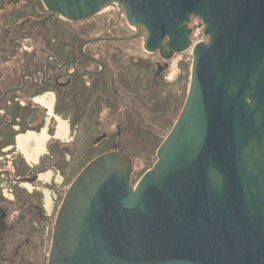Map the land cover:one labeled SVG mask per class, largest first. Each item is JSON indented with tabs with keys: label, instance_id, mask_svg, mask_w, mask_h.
Returning <instances> with one entry per match:
<instances>
[{
	"label": "water",
	"instance_id": "obj_1",
	"mask_svg": "<svg viewBox=\"0 0 264 264\" xmlns=\"http://www.w3.org/2000/svg\"><path fill=\"white\" fill-rule=\"evenodd\" d=\"M41 1L70 21L118 4L127 38L164 57L190 45L191 16L209 37L152 167L131 185V158L109 150L74 177L48 264H264V0Z\"/></svg>",
	"mask_w": 264,
	"mask_h": 264
},
{
	"label": "flooded vegetation",
	"instance_id": "obj_2",
	"mask_svg": "<svg viewBox=\"0 0 264 264\" xmlns=\"http://www.w3.org/2000/svg\"><path fill=\"white\" fill-rule=\"evenodd\" d=\"M14 1L15 0H11V2ZM23 1L27 2V0ZM28 18H31L32 20H29ZM26 20H29L28 22L36 23V19L32 15L27 16ZM26 20L23 24L21 23L18 26L19 29H24V26H29V23ZM116 26L117 25H113L112 27ZM55 27L57 26L53 23L51 32L54 33V35H44V33L41 31V26L38 25L35 33L37 35L40 33L42 34L41 36L11 38L10 40L5 39L8 40L9 44H6L5 42L0 45V73L3 76L5 74L10 75L13 72H15L17 76L19 75L18 78L13 76L6 77L8 80H10L9 78L12 79L10 81L13 82V85L10 87L4 82L6 81L4 80V77L0 78V109H2L6 103L8 106H11L12 104L11 108H9V113L6 111L0 113V127L3 128V124L10 126L11 132H13V134L11 133L12 136L14 134L16 135V133H25L27 130L33 129L37 124H39V122L43 124L41 127L44 126L43 113L47 112L45 107H43L44 105L35 100L36 97L50 94L55 102V107L52 108L53 113L67 120L70 129L71 117L67 118L65 113L68 114V111L61 108L63 107V103H75V107L78 103L77 110L79 112V122H87L85 119L86 117H89L91 120H93L92 122H94L96 131L101 132V130L107 128L106 118L110 110H121L125 113L127 110L125 111V108L122 109L123 107H121V109H119L120 107H117L118 109H116L114 106H112L115 101L111 100L110 108L107 106L105 107L109 111L106 112V114H103V108L99 109L100 104L104 105L109 103L111 97L117 96L125 99L124 102H122L123 104L120 103V106L124 105L126 108H128L129 105L140 108V103L142 101H148L146 100L149 99L147 96L152 92V90L157 86L159 87L161 85V81L166 80V78L170 76L168 71L171 67V61L173 60V57H170V59L164 58L159 49L154 51H145L148 52L147 57L149 58V61L147 60V62H150L149 67L147 64V73L149 76L146 75V77L142 79L143 76L141 77L137 71H134L133 73L130 72L132 69H134V67L137 66V64L140 63L139 58H142V53H140V51L135 49V51L130 52L131 49H126V44L131 43L130 40H124L117 43H114L117 41L114 40L110 42L112 44H105L107 49L110 45L113 46V43L120 45H115L116 47L113 51L119 55H122L124 58H119L117 57L118 55L116 56V54H113L116 57L112 60H100L102 55L94 53L95 49L97 48H94L92 45L93 43L83 45V41V43H81L79 46L77 45L76 38L77 34L80 32L55 35V33L58 31L55 29ZM30 40L35 41L38 44V47L41 48L39 50L43 53V55H45L43 62L40 60L38 62V59L32 61V59L25 53L26 51L28 52L27 44ZM142 44L143 40H141V46ZM111 46L109 49H111ZM126 51L131 53L130 57L124 56ZM8 60H11V62L9 61L11 65H9L7 69H2L1 67L9 64ZM20 65H23V67ZM128 67H131L128 70L129 73H127ZM106 68H108L106 74L103 73L100 75V73ZM1 70L4 71L1 72ZM133 93L140 97L131 98L130 96ZM93 100L96 101V108L93 106V109L91 110L89 109L90 105H88V102H92ZM141 105L143 104L141 103ZM86 108L88 109L85 110ZM171 109L172 113H167L164 116H162L164 114L162 110H153L152 113L155 117H157L158 120L163 119V117H167L169 125H172L181 108H179L176 102H172ZM88 110H90V112ZM138 110L139 109H137V111ZM145 111L148 112V110ZM53 118L54 117H52L50 121L54 120V122L49 121L51 125H48V133L50 132V127L53 125V123H55V119ZM124 119L126 120V118ZM152 120L154 121V119ZM133 123L134 122H129V124H124L123 119L121 121L119 120L118 122L116 121V129L118 134H121L120 130H122V128L123 130L128 131V129L135 127L134 125L136 124L132 125ZM139 123L143 126L146 125L142 122ZM112 124L113 123H111V126ZM153 125L160 126L161 124L159 121H154ZM41 127H39V129ZM86 127L88 126L86 125ZM108 127H110V124ZM6 131L7 130L1 134L3 137L0 139V142L4 140V138L12 139L11 135L7 133L8 131ZM107 136L108 135L105 137ZM57 140L60 142L54 143L58 145L57 149L67 148L65 145H63L60 139ZM13 148L14 147L12 145L7 144L0 147V152L3 153L0 155V264H36L34 263L35 260L33 259L29 261L24 256L19 258V248L17 247L22 245H27L28 247L32 242V239L30 240L25 238L23 241V239L20 238L17 245L14 244L12 242V238L18 239L19 237H17L15 234V231L18 227L15 226L16 224H12V221L14 218H16L18 223L17 225L20 224L21 226L31 222L33 227L30 229L27 227L26 230H24L26 232H21V234L28 233V236H30L33 232H36L35 225L44 226L45 222H48L49 225H52V229V223L55 220L57 215L56 212L59 207V197L62 196L63 193H59L58 187L56 185L57 181L56 179H52V176H50L51 180H44L45 182H42V178H40L41 161H39L38 167H32L31 169H25L24 166L22 168L19 166L16 167V165L11 162L10 170H12V172H9L7 170V165L5 164L6 159L3 160L2 157H4V155L5 157H8L9 155L8 152L6 153V151L12 150ZM49 148L51 149V146ZM42 163L43 168H45V161H42ZM53 163H55V161ZM52 167H54L53 164ZM12 175H17V177H12ZM25 183L29 184L30 188H25ZM9 184L12 185L11 192L14 196L12 201L17 204L19 202L20 204L26 205L24 207L25 211L21 216H17L16 214L13 215L11 213L12 206L8 204L10 201H5L4 199L5 194L2 193L1 186H6ZM46 191L51 197L50 202L52 203L51 208L50 210L48 209V211L46 210V204L43 202V196L45 195ZM10 204L13 205V203ZM28 209L30 211L29 213ZM39 227L40 226L37 227L38 231L40 230ZM47 229L49 230V228ZM37 245L40 246V248H43V259L44 263L46 264L45 259L48 252L46 244L43 247L41 243H37Z\"/></svg>",
	"mask_w": 264,
	"mask_h": 264
},
{
	"label": "rangeland",
	"instance_id": "obj_3",
	"mask_svg": "<svg viewBox=\"0 0 264 264\" xmlns=\"http://www.w3.org/2000/svg\"><path fill=\"white\" fill-rule=\"evenodd\" d=\"M27 2H24L23 0H15L14 2H11V0H0V45L5 42L6 44H9L8 40H5V39L10 40L11 38L33 37V36L42 35L38 32H37L38 35L35 33V30L38 27V25L41 26L42 28L41 31L42 33H44V35L45 34L54 35V33L51 32L53 23L54 25L56 24L57 27H55V29L58 30L57 33H55V35L103 30L99 34L93 33V35L94 34L95 35L90 37V39L101 38V40L95 41L92 44L94 48H97L95 49L94 53L102 55L100 57V60L102 59L112 60L117 55H118L117 57L119 58H124L122 55H119L113 51L116 46H120L114 43L120 42L121 40L120 41L117 40L116 42H114L113 46L110 45L111 49H109L110 48L109 46L108 48L109 50L106 48L107 46L105 44L106 43L109 44L110 42L114 41L113 39L112 40L110 39L112 37L125 36L126 38L124 40L131 41V43L126 44V49L127 50L131 49L130 52H133L136 49L140 51V53H142L141 54L142 58H139L140 63L137 64V66L134 67V69H132V71L130 72L133 73L134 71H137V73L140 74L141 77L143 76L142 79H144L146 75L149 76L147 73L148 67L150 65V62H147V60L149 59L147 57L148 52H145L146 50L143 49L144 48L143 44L141 46V38H135V39L127 38L128 36L134 34L135 31L130 29L129 24L124 17L122 16L118 17V14H117L118 12L114 10L113 7H108L102 10L103 12L107 11L108 13V15H106L107 17H104L105 18L104 20L99 19L100 20L99 21L97 19L99 14H97L93 16L92 18H89L88 21H81V22L75 23L69 20H63L62 18L60 19L56 14L54 15V13L46 10L41 0H27ZM29 15H32L36 19V23L28 22L29 20H32L31 18H28L29 19L28 21L26 20V17ZM25 20L29 23V26L28 27L22 26L24 29H19L18 26L21 23L23 24ZM113 25H117V26L112 27ZM189 26L190 28H192V33H191V36H192L191 38H193L192 43H196L198 41H202L203 39H205V37L201 35L204 26L203 24H201V20L197 16H191V21L189 23ZM113 33L115 35H113ZM90 39H87L84 42L89 41ZM130 52L126 51L124 56L130 57L131 56ZM113 54L114 55L116 54V56H114ZM9 61L11 62V60H8L9 64L6 63L8 65H5L1 68L7 69L8 66L11 65ZM147 64H148V67H147ZM191 64H192V50H189L188 52H181L180 54L175 56L173 60L171 61V67L168 71V74L170 76L166 78V80L161 81L160 83L161 85L159 87L158 86L155 87V89H153L152 92L148 96L145 95L149 99H146L148 101H145V102L142 101L141 103L143 105H141L140 103L139 105L140 108L129 106L128 104H127L128 108H126L124 105L120 106V103L123 104L122 102H124L125 99L117 97V96L111 97L109 103H106L104 105L100 104L99 109L103 108L102 109L103 114H106V112L109 111L105 107L107 106L108 108H110L111 100L115 101V103L112 104V106H114L116 109H118L117 107H120L119 109L123 107L122 109L125 108V111L127 110L126 113L122 112L121 110H116V111L110 110L106 118L107 128H105L104 130H101V132L96 131L94 122H92L93 120H91L89 117H86L85 119V121L87 122L82 121V123H80L79 122V112L76 109H70V112L68 111V114L65 113V116L67 118L71 117V120H70L71 129L69 128V132H68L69 134L66 138H62V137L60 138L63 145H65V147L67 148L57 149L58 145L54 143H60V142L57 139H54L53 141L50 140L49 146H51V149L50 148L47 149L45 153L43 152L39 153V155L37 156L38 157L37 159L25 158V154L22 150L23 147H21L18 143V136H20L21 133H16V135L14 134L15 136L13 135L14 136L13 137L12 136L13 132H11L10 126L3 124L2 126L3 128L0 127V139H2L3 136L1 134L5 130L8 131L6 132L11 135L12 139L4 138V140L0 142L1 144L0 147L4 146L5 144H8V145L13 144L12 146L14 147L12 150L6 151V153L8 152V155H9L8 157H5V155L4 157H2L3 160L6 159L5 164L7 165V168H8L7 170L9 172H12V170H10L11 162H13L16 165V167L19 166L22 168L24 166L25 169L27 168L31 169L32 167L33 168L38 167L39 161H41L40 178H42V182H45L46 180H51L50 176H52L53 177L52 179H56L57 181L56 185L58 187L59 193L64 194V192L68 188V185H70L74 177L84 168L83 166L84 164H86V162L91 161L98 154L104 153L108 150L115 149V150H120L123 153H126L128 156L131 157V163L133 164V171L131 173V176H132L131 183L134 184L136 181L140 179V177L146 170L152 167L153 162L156 160L155 151L157 147L159 146V144L162 142L161 140L164 138V136H166V134L171 130L170 128L172 127V125H169L167 117H163V119L158 120L157 117H155L152 112L153 110H157V111L162 110V112L164 113V114L162 113L163 114L162 116H164L167 113L171 114L172 113V109H171L172 102L173 103L176 102L179 108H182V104L186 96V91L189 86V77L191 74L190 72ZM130 68L131 67H128L127 73H129L128 70ZM107 69L108 68L102 71L100 75H102L103 73L106 74ZM3 71L4 70H1V72ZM1 77H3V75L0 73V78ZM173 78L175 81L173 80ZM4 80L7 81L5 82L8 83L9 87L13 85V82L9 83V81L6 78ZM135 95L136 94L133 93L130 97L131 98L140 97L138 95L136 96ZM93 101L88 102V105H90L89 109L91 110L93 109V106L94 108H96V101L94 102ZM54 104L55 102L53 103V107H55ZM11 106H8L6 103V105H4L2 109H0V113L4 111L9 113L10 112L9 108H11ZM45 109L47 112L46 107ZM87 109L88 108H86L85 110ZM137 109L139 110L137 111ZM145 110H148V112ZM88 111L90 112V110ZM51 116L54 117L53 119H55V121L57 119L56 117H59L55 113L53 115L50 114L49 112L43 113L44 126L40 128V131L45 129L47 132L49 121L52 118ZM124 118H126V120ZM122 119L124 120V124L125 123L129 124V122H134L132 125L134 124L136 125H134L135 127L128 129V131L120 130L121 134L119 135L116 129L117 128L116 121L118 122L119 120L121 121ZM152 119H154V121H159L161 125L160 126L153 125L154 121ZM52 121L54 122V120ZM139 122L146 124L144 125L145 127L143 125H140ZM56 123L58 124V122ZM111 123H113L112 126H111ZM109 124H110V127H108ZM50 125L51 124H49V126ZM86 125L88 127H86ZM27 131H30V130H27ZM54 132L53 134L55 135ZM22 134H24V132ZM106 135L108 136L105 137ZM48 136L52 137L51 132H49ZM55 141H58V142H55ZM26 146L28 150L33 149L32 146L29 145V143H27ZM19 151L21 152L23 156L19 153ZM2 154L3 153L0 152V155ZM53 160L55 161V163H53L54 162ZM42 161H45V168L47 169L43 168ZM52 164L54 165V167H52ZM12 177H17V175H12ZM26 187L30 188V185L25 183V188ZM1 189H2V193L5 194L4 196L5 201L8 200L10 201V203H13L11 207V213L13 215L16 214L17 216L23 215V212L25 211L24 207L26 205L20 204L19 202L17 204L12 201L14 199V196L12 195L13 193L11 192L12 185L11 184L6 185V186L3 185L1 186ZM6 193L9 194L10 196H6ZM48 198H49V201H51L50 199L51 197L48 195L46 191L45 195L43 196V202L46 204V206L48 205V202H47ZM61 199L62 197L60 196L59 201H58L59 204L61 203L60 201ZM51 205L52 203L49 204L48 207L51 208ZM46 210L48 211V209ZM29 212L30 211L28 209V213ZM16 220L17 219L14 218V220L12 221V224H16L15 226L18 227L17 230L15 231V234L19 238L18 239L12 238L13 239L12 242L17 245L18 240L20 238H22L23 241L25 238L30 239V240L32 239V242L30 243L28 247L27 245H24V246L22 245V246L17 247L19 248V251H18L19 258L21 256H24L29 261H31V259L35 260L34 263L36 264H43L44 263L43 250H42L43 248H40V246H38L37 243L38 244L41 243L42 247L46 244L47 250L49 252L48 248H49V245L51 243V238H52L50 234H52V231H53V228L51 229L52 225H49L48 222H45L44 226L38 225L40 226L39 231L37 228L38 226L35 225L36 232H33L30 236H28V233L21 234V232L26 230L27 227L29 229L33 227L31 222L29 224H24L23 225L24 227H23L20 224L17 225L18 223ZM47 228H49V230Z\"/></svg>",
	"mask_w": 264,
	"mask_h": 264
},
{
	"label": "bare ground",
	"instance_id": "obj_4",
	"mask_svg": "<svg viewBox=\"0 0 264 264\" xmlns=\"http://www.w3.org/2000/svg\"><path fill=\"white\" fill-rule=\"evenodd\" d=\"M108 7H113L114 10H116L118 12L117 14H120V16L124 17L123 11L121 10V7L118 4H114V5H111V6H108ZM58 17L60 19L62 18L60 15H58ZM63 20H65V19H63ZM190 21H191V18H190ZM190 21L187 23L188 26H189ZM201 24H203V22H201ZM203 26H204V24H203ZM189 28H190V26H189ZM204 28H205V26H204ZM204 28H203V31H202L201 35H203V37H205V39H203V40H208L209 37H208V35L204 34ZM130 29L137 30L135 26L133 27L131 25H130ZM191 37L192 36L190 34V36H189V38L191 40L190 45L185 50H183L181 52H188L189 50H192V47H193L194 43H192L193 38H191ZM181 52H174L171 56L164 57V58H166V59H170V57L174 58L175 56H177ZM186 93H187V91H186ZM186 96H187V94H186ZM35 100L40 102V103H42L47 108V112H49L50 114H54L53 111H52L54 100H53V98H52V96L50 94L36 97ZM180 112H181V110L179 111L178 115L176 116V119L174 120V122L172 123V127H173V124H175L176 120L179 118ZM56 118H57V121H55V123L58 122V124L56 123L57 125H55V123H53V125L50 127L51 128L50 130L53 129L52 132L55 131L54 133L56 134V137H58V138H61V137L62 138H66L68 136V134H69L68 133L69 132V124H68V122L65 119L61 118V116L56 117ZM50 122H52V120ZM39 131H36L33 128L30 131H27L26 133L21 134L20 136H18V143H19V145L21 147H23L22 150H23V152L25 154V158H28V159L35 158V159H37L38 158L37 156L39 155V153H41V152L45 153L47 151V146H45V144H46V140L49 138V136H48V134H47L45 129H43L40 132ZM27 143H29V145L32 146L33 149H29L28 150V148L26 146ZM49 147H48V149H49ZM113 150H115V149H113ZM6 195L10 196L9 194H6ZM63 196H64V194L61 196L62 197V199L60 200L61 203L63 202L62 201L63 200ZM47 202H48V205L51 204V202L49 201V198H48ZM61 203H60V205H61ZM8 204L10 206H12V204H10V202ZM48 205L46 207H47V209L50 210ZM49 250H50V245H49ZM48 255H49V252H47V256H46V264H48V260H49Z\"/></svg>",
	"mask_w": 264,
	"mask_h": 264
},
{
	"label": "trees",
	"instance_id": "obj_5",
	"mask_svg": "<svg viewBox=\"0 0 264 264\" xmlns=\"http://www.w3.org/2000/svg\"><path fill=\"white\" fill-rule=\"evenodd\" d=\"M29 2V1H28ZM55 15V14H54ZM106 15H108L107 11H104L102 12L100 15H98L97 19H105L104 17H107ZM102 17V18H101ZM100 21V20H99ZM115 30V29H114ZM103 31V30H101ZM101 31H89V32H80L77 34V38H76V43L77 45L79 46L81 43H83V41L87 40V39H90V37L94 36L93 33H96V34H99L101 33ZM91 34V35H90ZM113 35H115L113 33ZM41 36V35H40ZM28 52L26 51L25 53L33 60H37L39 62V60L41 62L44 61L45 59V55H43V53L39 50L41 48L38 47V44L35 42V41H28ZM24 65V64H23ZM23 65H20L21 67H23ZM7 76H13V77H16L18 78L19 75L17 76V74L15 72H13L12 74L8 75V74H5L3 77L6 78ZM7 79V78H6ZM8 80V79H7ZM12 80V79H10ZM10 80L9 83H12ZM2 81V79H1ZM5 82V81H4ZM7 82V81H6ZM5 82V83H6ZM8 85V83H6ZM61 106H62V103H61ZM61 109H64L66 111H69L70 112V109H78V103L76 104V107H75V103H69V104H64L63 103V107ZM78 111V110H77ZM43 124L41 122H39V124H37L34 129L37 131L39 130V127H41ZM50 132H52V130H50ZM8 145V144H7ZM49 145V144H48ZM20 157V156H19Z\"/></svg>",
	"mask_w": 264,
	"mask_h": 264
}]
</instances>
